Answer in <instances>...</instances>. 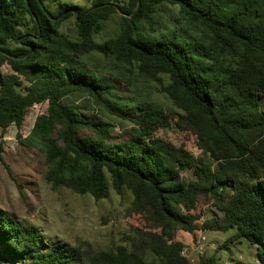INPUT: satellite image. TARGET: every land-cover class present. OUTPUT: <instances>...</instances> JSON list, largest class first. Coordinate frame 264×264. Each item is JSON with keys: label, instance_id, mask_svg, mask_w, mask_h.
Returning a JSON list of instances; mask_svg holds the SVG:
<instances>
[{"label": "trees", "instance_id": "obj_1", "mask_svg": "<svg viewBox=\"0 0 264 264\" xmlns=\"http://www.w3.org/2000/svg\"><path fill=\"white\" fill-rule=\"evenodd\" d=\"M166 5L177 7V22L155 34L156 14ZM114 14L117 31L97 43ZM72 16L76 40L59 29ZM94 50L163 85L179 112L120 96L107 76L79 59ZM5 65L12 71L3 72ZM76 95L130 122V133L85 114L88 107L70 98ZM262 97L264 0H90L63 2L54 11L44 0H0V163L7 176L22 193L2 148L13 124L19 137L13 165L30 167L29 139H38L41 174L53 189L100 199L107 173L116 192L130 191V212L139 220L129 246L90 253L50 240L0 207V263L188 264L180 232L196 242L204 231L234 230L228 241H246L264 264ZM44 103L29 134H20L29 110ZM172 124L194 136L199 153L157 134ZM207 204L217 213L207 216ZM199 264L220 263L213 253Z\"/></svg>", "mask_w": 264, "mask_h": 264}, {"label": "rangeland", "instance_id": "obj_2", "mask_svg": "<svg viewBox=\"0 0 264 264\" xmlns=\"http://www.w3.org/2000/svg\"><path fill=\"white\" fill-rule=\"evenodd\" d=\"M63 2L90 5V0H44L52 11ZM156 18L158 24L155 34L170 30L177 22V7L163 6L162 10L156 14ZM75 20L74 16L69 17L62 22L59 28L73 40L77 39ZM117 23L118 15L114 14L105 21L102 29L95 35V41L101 43L113 36L118 28ZM79 59L87 66L107 76L120 96H138L149 101L153 107L161 108L172 116L179 112L164 92L163 85L141 77L136 72L131 73L113 56L94 50L84 53ZM1 70L7 73L12 71L7 65L2 66ZM163 81L166 83L165 77ZM70 98L88 107L83 110L85 114H94L112 123L115 132L130 133L132 128L130 122L103 115L86 96L76 95ZM259 103L260 108L264 110V97ZM45 111V103L30 109L20 134L27 136L35 117ZM16 130L13 124L8 127L2 148L7 152L5 158L12 164L25 188L22 193H19L1 166L3 176H0V207L11 210L17 218L40 228L42 234L50 240H63L90 253L115 249L120 245L129 246V237L133 234V227L139 224V220L130 212L132 199L130 191L123 187L121 192H116L107 173H105L107 194L100 199H95L88 193H75L63 186L53 189L41 174L43 155L38 139H29L32 142L28 155L30 167L24 168L19 163L13 165L14 153L19 142ZM157 134L176 145L183 146L189 152L199 153L194 136L185 129L172 124L166 130H158ZM204 208L207 216L217 213L209 204ZM233 232L234 230L204 231L199 234V240L196 242L192 240L190 234L180 232L179 237L184 243L183 254L187 257L188 264H199L201 256H209L213 253L218 256L220 264H260L252 245L244 240L228 241Z\"/></svg>", "mask_w": 264, "mask_h": 264}, {"label": "crops", "instance_id": "obj_3", "mask_svg": "<svg viewBox=\"0 0 264 264\" xmlns=\"http://www.w3.org/2000/svg\"><path fill=\"white\" fill-rule=\"evenodd\" d=\"M9 127V126H8ZM8 129V128H7ZM4 139H6V133L4 134V136H3V140ZM2 165H1V163H0V167H1ZM0 176L2 177L3 176V172H2V170H0Z\"/></svg>", "mask_w": 264, "mask_h": 264}]
</instances>
